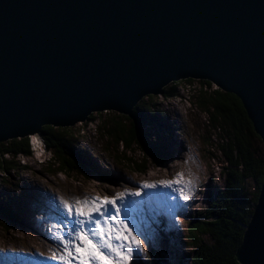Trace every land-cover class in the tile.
Masks as SVG:
<instances>
[{
	"label": "water",
	"instance_id": "obj_1",
	"mask_svg": "<svg viewBox=\"0 0 264 264\" xmlns=\"http://www.w3.org/2000/svg\"><path fill=\"white\" fill-rule=\"evenodd\" d=\"M186 80L237 96L264 144V0H0V143ZM236 257L264 264V176Z\"/></svg>",
	"mask_w": 264,
	"mask_h": 264
},
{
	"label": "rangeland",
	"instance_id": "obj_2",
	"mask_svg": "<svg viewBox=\"0 0 264 264\" xmlns=\"http://www.w3.org/2000/svg\"><path fill=\"white\" fill-rule=\"evenodd\" d=\"M215 89L198 80L184 81L178 83L175 96H147L140 102L141 111L149 116L145 129L152 141L155 139L153 144L160 158L147 155L138 146L126 148L122 142L107 139L105 125L123 115L103 112L93 114L92 122L64 128L87 162L94 163L93 173L87 167L84 172L61 174L52 153L43 155L44 149L30 157H18L15 161L20 168L7 172L0 168V199L16 216L0 224V264H50V260L37 259L53 253L40 251L43 241L50 243L53 237L67 236L68 228L73 226L61 198L71 203L77 197H111L125 189L135 191L145 182L180 179L178 173L183 174L181 185L189 179L195 182V192L189 200L179 195L181 185L144 189V196L128 198L139 210L140 226L134 227V232L144 245L143 252L133 251L129 264H191L194 246L188 236L190 223L207 208V187H224L219 153L221 130L212 125L210 115L199 106L201 92ZM258 146L264 151L261 143ZM9 165L10 162L5 167ZM98 170L111 176L102 179L95 173ZM249 186L255 191L253 182ZM26 232L32 238L25 237ZM35 235L40 240L35 241ZM205 241H209L207 237Z\"/></svg>",
	"mask_w": 264,
	"mask_h": 264
},
{
	"label": "trees",
	"instance_id": "obj_3",
	"mask_svg": "<svg viewBox=\"0 0 264 264\" xmlns=\"http://www.w3.org/2000/svg\"><path fill=\"white\" fill-rule=\"evenodd\" d=\"M200 82L205 87L213 88L210 82ZM177 91L178 83H175L170 88H165L164 94L169 98L177 95ZM199 106L210 115L212 125L221 130L223 140L219 144V153L222 159L220 165L224 175V187H207L204 193L207 208L190 223L188 236L194 246L190 261L191 264H239L236 253L254 214L263 184L264 151L258 144H264L256 134L243 103L237 96L219 89L210 93L201 92ZM118 117L121 120L118 118L105 125L107 139L122 142L126 148L138 146L147 155L160 158L153 144L155 139L152 141V135L145 129L149 116L141 111V104L134 108L131 117ZM124 119L129 123L123 121ZM93 120L94 116L91 115L88 121ZM39 136L44 140L47 151L52 153L58 163L59 173L67 175L84 172L87 167L93 173L94 163L87 162L82 152L77 149L68 129L45 126ZM29 139L30 137H27L0 143L1 169L7 172L8 169L22 167L15 160L33 154ZM9 162L10 165L6 168L5 165ZM95 173L102 179L111 176L99 170ZM250 182L255 184V191H251ZM15 219L16 216L6 205V201L0 199V224L5 220ZM205 237L209 241H205Z\"/></svg>",
	"mask_w": 264,
	"mask_h": 264
},
{
	"label": "snow or ice",
	"instance_id": "obj_4",
	"mask_svg": "<svg viewBox=\"0 0 264 264\" xmlns=\"http://www.w3.org/2000/svg\"><path fill=\"white\" fill-rule=\"evenodd\" d=\"M32 140L35 143L37 138L32 137ZM177 176L180 179L145 182L135 191L125 189L111 197H77L71 203L61 198L62 208L73 226L68 228L67 236L56 237L60 249L49 259L57 264H129L133 251L143 252L144 245L134 232V227L140 226L139 210L128 198L144 196V189L158 186L171 189L174 185H181L183 174ZM195 188V182L189 179L178 192L187 201Z\"/></svg>",
	"mask_w": 264,
	"mask_h": 264
},
{
	"label": "bare ground",
	"instance_id": "obj_5",
	"mask_svg": "<svg viewBox=\"0 0 264 264\" xmlns=\"http://www.w3.org/2000/svg\"><path fill=\"white\" fill-rule=\"evenodd\" d=\"M38 136L39 135H35V136H33V137H36V138H38ZM32 150L33 149H35L34 147H32L31 148ZM28 232V231H27ZM25 233L24 235H25V237H30L29 236V234L28 233ZM36 236V239H35V241H38V239H39V236L38 235H35ZM42 235L40 234V237H41ZM30 238H32V237H30ZM40 240V239H39ZM33 241V240H32ZM42 241V240H41ZM40 241V242H41ZM45 241V240H44ZM43 241V246L41 247V250L40 251H42V252H44V253H47V252H51L52 253V251L53 252H55V251H59V249H60V245H59V242H58V240L57 239H55L54 237H53V241H50V243L48 242V241H46V242H44ZM41 244V243H40ZM52 245V246H51ZM38 246V245H37ZM50 246V247H49ZM53 246H55V249L53 248ZM49 257H51L50 255H48V254H42L41 256H39L37 259H47V261H49L50 259H49ZM50 264H57V262L55 261V263L54 262H52V260H50Z\"/></svg>",
	"mask_w": 264,
	"mask_h": 264
},
{
	"label": "clouds",
	"instance_id": "obj_6",
	"mask_svg": "<svg viewBox=\"0 0 264 264\" xmlns=\"http://www.w3.org/2000/svg\"><path fill=\"white\" fill-rule=\"evenodd\" d=\"M31 139H32V137H31ZM31 141H32V143H33V140H31ZM37 142L39 143V147H40V149H41V152H42V150L44 149V152H42L43 155H44V154L47 152V149H46V146H45L44 140H43L40 136H38V138H37ZM33 144H34V145L32 146L31 143H30L31 148L35 146V143H33ZM34 148H35V147H34ZM32 151H33V154H36V153L40 152V151H38V150H37V152H36L35 149H33Z\"/></svg>",
	"mask_w": 264,
	"mask_h": 264
}]
</instances>
